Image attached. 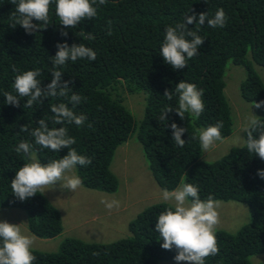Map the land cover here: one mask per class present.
Returning <instances> with one entry per match:
<instances>
[{"label": "trees", "instance_id": "obj_1", "mask_svg": "<svg viewBox=\"0 0 264 264\" xmlns=\"http://www.w3.org/2000/svg\"><path fill=\"white\" fill-rule=\"evenodd\" d=\"M15 8L10 0H0V207L23 209L26 226L37 237L51 238L62 231L58 209L42 193L21 201L12 192L11 181L27 163L24 154L16 152L21 141L32 144L42 164L67 155L70 150L67 147L59 152L41 149L30 131L38 127L41 118L53 116L52 104L63 102L70 108L73 105L68 97H45L42 104L37 102L25 108L27 97H20V106L16 107L5 102L3 93L16 95L15 77L37 68L41 70L38 77L41 86H46L53 79L52 57L58 51L57 43L66 41L69 46L84 43L97 52L96 60H69L58 70L63 72V80L72 82L69 96L76 92L83 98L73 110L87 119L82 126L67 122L53 125L48 120L49 127H67L69 135L76 140L72 147L78 154L91 158V164L75 167L81 185L108 193L116 191L118 179L110 169L114 152L130 134L136 133L149 172L162 190H175L183 180L198 186L202 200L212 195L215 200L247 205L249 221L236 233L216 229L219 252L207 257L205 264H254L249 256L264 252V179L257 174L264 169V160L248 152L246 132L243 145L232 147L213 161L200 160L199 138L191 136L198 128L206 129L217 121L224 123L222 138L232 133L231 107L224 92L228 60L244 69L245 77L239 86L242 98L252 103L264 101V83L254 69V64L264 66V0H107L97 8L95 18L67 29L56 16L53 0L49 10L51 23L31 34L20 25L10 26ZM220 8L227 17L224 27L210 28L207 20L205 25L196 27L199 13L205 12L208 18H213ZM193 14L197 21L188 28L204 38V43L197 55L187 60L186 67L174 69L160 54L166 28L184 22L187 15ZM108 21H111V35L107 34ZM65 30L68 35L62 36ZM80 31L92 32L95 39H83ZM182 80L204 90L205 107L198 117L186 112L181 119L175 112L178 107L175 86ZM166 90L172 92L171 100L164 96ZM135 92L145 95L143 116L137 123L123 103L126 93ZM168 107L173 111L166 113L167 121L159 120L162 110ZM261 109L264 111V106ZM259 119L264 121V116ZM173 122L188 129L182 135L186 141L183 147L173 141ZM25 124L29 132L20 131ZM254 135L258 138V133ZM170 206L166 202L147 206L129 221V235L118 240L99 243L68 237L56 251L32 249L36 257L33 264L176 261L177 250L163 249V241L155 230L158 216Z\"/></svg>", "mask_w": 264, "mask_h": 264}, {"label": "clouds", "instance_id": "obj_2", "mask_svg": "<svg viewBox=\"0 0 264 264\" xmlns=\"http://www.w3.org/2000/svg\"><path fill=\"white\" fill-rule=\"evenodd\" d=\"M16 5V11L12 14L13 21L10 26H22L28 34L38 32L45 28L50 21L49 10L53 0H10ZM56 16L60 24L65 28H75L79 22L85 19H92L97 16V8L107 3V0H55ZM95 5V6H94ZM18 14V15H17ZM33 20L39 23H33ZM207 25L210 28L224 27L226 24V13L220 8L213 18H208L207 13L187 15L185 21L177 23L175 26H168L160 54L164 61L174 69H183L187 66V60L198 53V48L204 43V38L196 31L188 28L189 24L196 22V27ZM43 25V27H42ZM108 35H111V21H108ZM62 36H67L68 32L62 31ZM80 36L86 40H94L92 32L80 31ZM191 37V39H188ZM58 51L52 57L53 79L46 86H41L38 79L41 76L40 69L28 70L15 77L12 92H4L5 102L16 107L20 106V97H27L25 108H30L34 103H43L45 97H68L72 108L66 103L52 104L50 107L52 117L41 118L38 127L31 129L30 135L35 138V144L41 149H48L59 152L62 148H69L67 155L60 159L52 160L47 164H42L33 153V146L27 141H21L16 147L17 153H23L28 161L16 173L11 181L12 192L21 201L33 197L37 192L44 193L49 186L60 184V188L74 192L81 184L82 180L77 175H66L71 173L77 164L81 166L92 163L91 158L78 154L72 147L76 140L69 135L67 127H49L48 120L53 125H64L75 123L82 126L87 117L84 114H76L73 108L79 105L82 97L76 92H69L72 88L71 81L63 80V72L58 70L69 60L72 62L78 59L96 60L97 52L84 43L72 44L67 42L57 43ZM15 70V69H14ZM203 89H198L194 83L180 81L175 86V93L178 94V107L175 112L181 119L185 118V113L195 116L201 115L204 110L202 100ZM164 96L172 99V92L166 90ZM256 108L264 106V101H254ZM173 111L171 107L162 110L159 120L167 121L166 113ZM252 115L248 118L247 125L243 129L247 133L246 148L249 153L258 155L264 160V121ZM90 126V125H89ZM167 126V125H166ZM224 127L223 121H217L215 125L206 129H198L196 134L200 141L202 151H208L216 141L222 140L221 129ZM172 138L177 146L183 147L186 143L182 138L183 133L188 131L185 127L178 126L175 122L171 124ZM20 131L29 132L27 124L21 126ZM258 133V138L256 134ZM260 178L264 179V169L258 170ZM191 198V200H190ZM162 199L165 202L174 201L166 211L158 216L155 230L159 233L163 243L161 247L166 250L175 248L177 255L174 259L177 262L185 261L188 264H205V259L215 256L219 252L216 226L219 224L218 208L220 203L212 195L207 199H201L198 186L192 183H185L181 180L180 186L175 190L164 189ZM101 203L109 210L118 209L120 201L116 199H102ZM174 209V210H173ZM34 237L24 234L20 224L10 223L7 220L0 221V264H33L36 259L32 248Z\"/></svg>", "mask_w": 264, "mask_h": 264}, {"label": "rangeland", "instance_id": "obj_3", "mask_svg": "<svg viewBox=\"0 0 264 264\" xmlns=\"http://www.w3.org/2000/svg\"><path fill=\"white\" fill-rule=\"evenodd\" d=\"M250 58V53L247 54ZM254 69L264 83V66L254 64ZM245 77L244 69L228 60L225 65L224 92L231 107L233 118L232 133L218 140L208 151H202L200 160L213 161L226 154L232 147L244 144V131L248 118L252 115L264 116L261 108H256L240 95L239 86ZM124 105L131 111L137 123L143 116L145 95L143 92L126 93ZM198 129H204L202 127ZM36 156L35 152H33ZM37 159V156H36ZM28 162V161H27ZM110 169L118 179V188L114 192H103L85 188L80 185L74 192L60 188V184L49 186L42 193L59 211L62 220V231L51 238H40L32 234L26 226V212L17 207H0V221L20 224L24 234L34 237L32 249L56 251L61 242L68 237L80 238L87 242L107 243L129 235L128 223L147 206L165 202L163 190L156 184L149 172L143 155L142 145L136 133L119 145L113 155ZM76 175V168L66 175ZM180 184L178 185V187ZM102 199H116L120 207L109 211ZM219 224L216 229L236 233L249 221V211L245 203L238 201H221ZM171 205L174 201H168ZM251 263L264 262V252L249 256ZM158 264H188V262L160 260Z\"/></svg>", "mask_w": 264, "mask_h": 264}]
</instances>
